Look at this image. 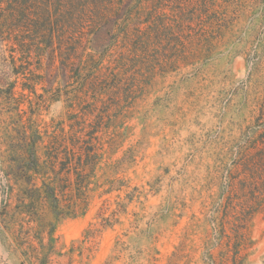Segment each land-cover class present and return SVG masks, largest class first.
I'll return each instance as SVG.
<instances>
[{
	"label": "rangeland",
	"instance_id": "1",
	"mask_svg": "<svg viewBox=\"0 0 264 264\" xmlns=\"http://www.w3.org/2000/svg\"><path fill=\"white\" fill-rule=\"evenodd\" d=\"M75 5L86 16L70 37L82 47L66 70L38 58L33 27L14 67L0 42V79L17 80L15 100L0 95V264H207L227 248L219 230L236 264H264V0ZM17 112L42 133L39 155L53 141L95 148L84 188L71 174L58 195L75 211L16 214L6 137Z\"/></svg>",
	"mask_w": 264,
	"mask_h": 264
},
{
	"label": "trees",
	"instance_id": "2",
	"mask_svg": "<svg viewBox=\"0 0 264 264\" xmlns=\"http://www.w3.org/2000/svg\"><path fill=\"white\" fill-rule=\"evenodd\" d=\"M37 1L39 0H0V4L6 3L5 8H0V42L7 41V50L11 52L8 55L11 61L6 65L16 66L18 58L12 54L15 50H19L21 53L20 62L26 60L30 49L27 45V40L30 39L28 32L33 27L34 30L31 33L33 32L34 39L41 38V43H44L41 48L40 43L37 46L42 52V54H37L38 58L42 57L45 51L51 66H54L57 60L62 65L63 70H66L71 64L73 55H75V48L82 47V38L78 39L80 41L79 44H73V39L70 35L76 34V32L73 33V30L84 21L86 16L83 15L85 7L82 12L75 5L81 0H68L67 13L60 15L59 9H56L55 6L61 7L62 0H44L42 15L30 16V13H28V10L32 8L30 5L35 4ZM92 1L97 6L98 1L101 0ZM52 10L54 11L52 12ZM107 14V10H103V8L98 6L97 18L100 19V22L107 18ZM131 15V13L126 14L128 17ZM62 24L67 30L60 34L63 31ZM64 38L65 44H63ZM135 38L134 48L142 46L140 36L136 35ZM128 39H130L129 36L127 37ZM64 45L71 47L70 53L65 52ZM84 48L85 45H83L82 50ZM8 58L5 57L4 61H7ZM20 66L23 67L22 64ZM95 70L99 71V66ZM14 73L17 78L24 74L18 68L15 69ZM16 83L17 80L5 83L0 79V95H5L10 100H15L14 89ZM18 112L16 117L19 120L17 119L11 132L6 137L9 144V168L16 180L21 183L18 185L19 191L15 206L16 214L28 213L31 215L32 211L36 210L40 204L47 205L57 217L64 214L67 215L65 210L67 213L75 211L74 209L78 205L67 206V204H64L63 207L62 200H60L58 195L63 198L66 195L71 174L76 176V182L81 184V188H84V182L87 179L86 169L90 168L92 171L98 161L95 148L93 146H77L78 144L73 143V140H71V147L66 142L53 141L43 146V153L39 155L38 151L40 144H43V135L34 126L26 125L25 122H22L21 115ZM37 178L41 179L40 186L36 185L35 180ZM4 208L5 205L3 203V210H5ZM222 228H224L223 225ZM225 234V231L219 230L220 236L217 240V245L221 246L225 243L227 248L222 251V256L219 259H215L212 254H209L207 260L205 258L207 264H230V261L231 264H236V243L233 244V247H230V241H227V243L223 241L224 238L229 239V236Z\"/></svg>",
	"mask_w": 264,
	"mask_h": 264
}]
</instances>
